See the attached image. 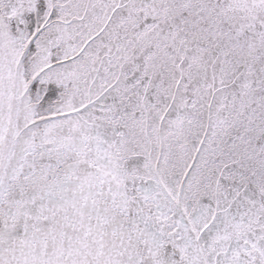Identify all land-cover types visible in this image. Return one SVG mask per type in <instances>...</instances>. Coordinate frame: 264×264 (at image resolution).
Listing matches in <instances>:
<instances>
[{
  "label": "snow or ice",
  "instance_id": "obj_1",
  "mask_svg": "<svg viewBox=\"0 0 264 264\" xmlns=\"http://www.w3.org/2000/svg\"><path fill=\"white\" fill-rule=\"evenodd\" d=\"M0 264H264V0H0Z\"/></svg>",
  "mask_w": 264,
  "mask_h": 264
}]
</instances>
